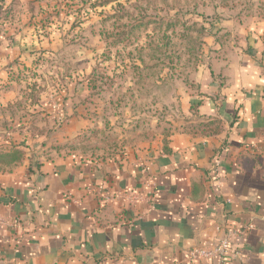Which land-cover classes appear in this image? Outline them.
Listing matches in <instances>:
<instances>
[{
  "label": "crops",
  "instance_id": "obj_1",
  "mask_svg": "<svg viewBox=\"0 0 264 264\" xmlns=\"http://www.w3.org/2000/svg\"><path fill=\"white\" fill-rule=\"evenodd\" d=\"M244 34L198 68L168 141L107 158L38 151L0 172V264H192L191 249L249 224L228 264H264V24ZM0 37L3 69L21 52Z\"/></svg>",
  "mask_w": 264,
  "mask_h": 264
},
{
  "label": "rangeland",
  "instance_id": "obj_2",
  "mask_svg": "<svg viewBox=\"0 0 264 264\" xmlns=\"http://www.w3.org/2000/svg\"><path fill=\"white\" fill-rule=\"evenodd\" d=\"M262 24L264 0H0V36L21 52L0 67L16 94L0 96V172L17 150L107 158L168 141L198 68Z\"/></svg>",
  "mask_w": 264,
  "mask_h": 264
},
{
  "label": "built area",
  "instance_id": "obj_3",
  "mask_svg": "<svg viewBox=\"0 0 264 264\" xmlns=\"http://www.w3.org/2000/svg\"><path fill=\"white\" fill-rule=\"evenodd\" d=\"M221 161L216 159L212 166L214 180L220 179ZM254 228L249 224L240 229H228L218 238L215 245L211 248L195 247L190 250L189 256L192 264H205L206 261H216L217 264H228V259L233 254V241L236 237L243 236L246 231ZM221 231V229H218Z\"/></svg>",
  "mask_w": 264,
  "mask_h": 264
},
{
  "label": "trees",
  "instance_id": "obj_4",
  "mask_svg": "<svg viewBox=\"0 0 264 264\" xmlns=\"http://www.w3.org/2000/svg\"><path fill=\"white\" fill-rule=\"evenodd\" d=\"M23 156L24 155L22 154V151L20 150L13 152V154L11 155H5L6 158H9L7 165L12 166V165L20 163L21 160L23 159Z\"/></svg>",
  "mask_w": 264,
  "mask_h": 264
}]
</instances>
